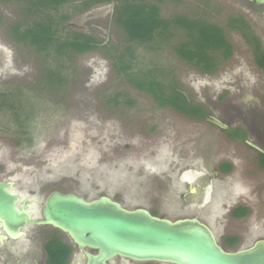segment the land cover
<instances>
[{
    "label": "rangeland",
    "instance_id": "obj_1",
    "mask_svg": "<svg viewBox=\"0 0 264 264\" xmlns=\"http://www.w3.org/2000/svg\"><path fill=\"white\" fill-rule=\"evenodd\" d=\"M160 1L163 18L200 17L224 28L228 19L244 17L241 0ZM114 5L75 13L66 26L101 46L123 48L124 36L113 23ZM19 11V4L0 0V93L34 109L26 108V119L19 108L23 125L0 111V179L14 183L31 201L34 217L52 191L65 190L87 201L106 196L129 210L147 208L172 221L197 218L227 251L264 240V170L258 163V152L264 151V69L238 31H227L232 55L210 74L174 54L172 48L184 37L179 29L156 53L135 49L141 64L172 71L189 100L206 110L205 119L195 120L134 90L115 73L104 48L75 57L55 76L59 59L42 58L8 39L6 31L20 20ZM245 17L255 29L254 18ZM238 128L242 140L223 132ZM239 207L247 213L235 218L232 211ZM25 232L26 250H20L30 253H12L0 244V264H32L52 229ZM231 237L237 241L227 248ZM84 261L75 254L70 264Z\"/></svg>",
    "mask_w": 264,
    "mask_h": 264
},
{
    "label": "trees",
    "instance_id": "obj_2",
    "mask_svg": "<svg viewBox=\"0 0 264 264\" xmlns=\"http://www.w3.org/2000/svg\"><path fill=\"white\" fill-rule=\"evenodd\" d=\"M1 1H13L20 6L21 18L8 27L6 31L8 39L34 50L42 58L59 59L60 70L55 72V76L67 71L66 66L74 63L75 57L104 48L108 50L107 57L115 73L123 77L134 90L148 95L159 107L171 108L195 120L205 119L208 116L206 110L189 100L172 71L141 64L139 57L135 55L136 48L156 53L160 46L170 39L173 29H179L184 33V37L172 48L174 54L182 62L210 74L215 73L221 62L232 55V45L227 37V31H238L252 48L255 63L264 69V50L254 33L250 32L249 23L242 17L228 19L223 28L200 17L176 15L163 18L160 0H79L78 3H73L72 0ZM111 3L115 4L113 23L124 36L123 48H116L110 44L101 46V42L96 38L75 32L66 26L73 14L86 12L93 6ZM67 7L70 10L61 11ZM60 80L62 82L64 78L61 77ZM11 98L9 94L0 93V111H8L16 122H19L18 124L23 125L25 120L23 122L21 119L19 108L20 113H25L27 119L30 111L27 112L26 108L33 110L34 107L19 106V101L8 100ZM223 132L234 140H242L244 136L239 128ZM258 163L264 170V153H259ZM229 168L225 166L223 169ZM246 213L243 207L232 211L235 218H240ZM236 241L237 238L231 237L225 246L233 248ZM44 249L47 264L68 263L71 248L66 241L51 239L44 244Z\"/></svg>",
    "mask_w": 264,
    "mask_h": 264
},
{
    "label": "water",
    "instance_id": "obj_3",
    "mask_svg": "<svg viewBox=\"0 0 264 264\" xmlns=\"http://www.w3.org/2000/svg\"><path fill=\"white\" fill-rule=\"evenodd\" d=\"M12 187V182L0 181V243L21 238L27 225L51 226L67 235L84 264H109L115 259L139 264H264V240L227 251L196 218L172 221L144 208L129 210L106 196L86 201L53 191L43 203L42 219L35 220L29 202L21 201Z\"/></svg>",
    "mask_w": 264,
    "mask_h": 264
},
{
    "label": "flooded vegetation",
    "instance_id": "obj_4",
    "mask_svg": "<svg viewBox=\"0 0 264 264\" xmlns=\"http://www.w3.org/2000/svg\"><path fill=\"white\" fill-rule=\"evenodd\" d=\"M241 14L244 17L247 14V15H250L251 17L254 18V20H255L254 23L257 25L255 29H254V26L253 25H250V23L248 21V18L242 17V18H244L249 23L250 32L251 33H254V36L259 40V43H260V46H261L262 50H264V3H258V2H255V1H249V0H241ZM256 29H257V31H256ZM259 153H264V151H259L258 154ZM0 181L8 182V181L3 180V179H0ZM54 191L60 192L62 194H75V195H77V196L82 197L83 199H85L83 196H80L79 194L72 193V192H66L65 190L64 191L63 190H54ZM11 192H14L17 195H19L21 201L22 200L28 201L29 204H27V206L30 205V202L31 201L29 199H26V198L21 197V195L16 190L14 183H13V187L11 188ZM113 201H115V200H113ZM115 202H118V201H115ZM20 206H21V203L19 204V207ZM42 206H43V204H42ZM42 206H41V210H42ZM144 209H146L152 215H154L152 213V210L147 209V208H144ZM41 210H40V214L38 216L34 217L35 220L42 219ZM154 216H157V217H160V218H164V219H168V218H166L164 216H161V215H158V214L157 215L155 214ZM28 227H31V228L32 227H41L42 228V227H51V226L27 225L23 229L24 235L21 238H19L17 240H10L9 239V240H7V241H5L3 243H0V244L6 245V248L8 249L7 251H12V253H20L21 255H26L27 253H30V252H28V251H31V249H29V248L27 249L28 251H25L24 253H22V250H24V249L26 250V248H24V244L22 243V241L28 239L27 238L28 237V234H27V232H25V229H27ZM51 229H52V232H50V234L45 238V240L43 242V251L40 253L39 256L32 258V261H31L32 264H47V257H46V253H45V249H44V244L47 241H49L51 239H54V238H58L60 240L66 241L68 244H70L71 252H70V256H69V260H68V263L67 264H70L71 263L72 258H73V255L80 254L82 256V253L81 252L76 251V250H73V248L71 247L70 240H69V238L67 237L66 234H64L63 232L59 231L58 229H55V228H52V227H51ZM53 232L56 233V234H54ZM62 236H64V237H62ZM11 242H15L17 244V247H16V245H14V246L10 245ZM29 246H31V243H30ZM20 249H22V250H20ZM35 255H37V254H35ZM111 262L112 261H110L109 264H112ZM130 263H133L134 264L135 262H130ZM113 264H121V263H120V261L118 259L117 262H115Z\"/></svg>",
    "mask_w": 264,
    "mask_h": 264
}]
</instances>
